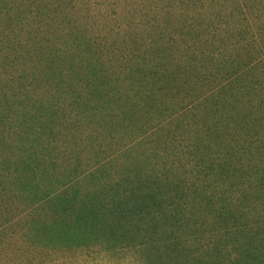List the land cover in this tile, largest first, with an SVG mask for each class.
I'll return each mask as SVG.
<instances>
[{
    "label": "rangeland",
    "instance_id": "rangeland-1",
    "mask_svg": "<svg viewBox=\"0 0 264 264\" xmlns=\"http://www.w3.org/2000/svg\"><path fill=\"white\" fill-rule=\"evenodd\" d=\"M0 264H264V0H0Z\"/></svg>",
    "mask_w": 264,
    "mask_h": 264
}]
</instances>
